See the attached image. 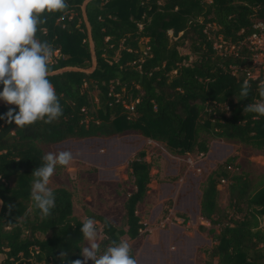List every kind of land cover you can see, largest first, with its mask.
Wrapping results in <instances>:
<instances>
[{
    "label": "trees",
    "instance_id": "obj_1",
    "mask_svg": "<svg viewBox=\"0 0 264 264\" xmlns=\"http://www.w3.org/2000/svg\"><path fill=\"white\" fill-rule=\"evenodd\" d=\"M67 3L66 18L46 13L47 23L41 27L47 31L37 33L55 50L48 78L63 115L51 124L38 121L23 128L0 119V264L82 260L80 229L86 218L101 228V252L113 241L137 239L146 229L137 214L153 180V165L144 150L128 162L133 191L116 227L89 211L83 221L76 219L72 194L63 188L52 190L51 214H41L31 200L32 174L44 164L40 146L132 131L177 157L206 155L212 140L264 151V117L244 112L262 99L258 85L264 81V63L256 79L247 78L244 69L252 71L257 51L249 38L260 33L255 25L264 23V0ZM211 26L220 49L207 32ZM186 44L187 55L180 52ZM244 80L250 84L246 99L239 94ZM9 108L19 111L0 104V116ZM236 160L233 156L219 164L200 185V215L218 228L217 233L209 230L213 246L205 252V264H264V185L254 191L246 174L234 173ZM222 182L228 183L231 210L226 219L218 205L217 185ZM9 204L15 206L10 214ZM178 217L187 224L184 215ZM62 251L66 255L61 260Z\"/></svg>",
    "mask_w": 264,
    "mask_h": 264
},
{
    "label": "rangeland",
    "instance_id": "obj_2",
    "mask_svg": "<svg viewBox=\"0 0 264 264\" xmlns=\"http://www.w3.org/2000/svg\"><path fill=\"white\" fill-rule=\"evenodd\" d=\"M207 28L215 47L220 49V38L216 39L213 34L216 29L212 26ZM180 52L189 54L188 45ZM261 68H255L253 79L259 77ZM238 74L235 72L236 76ZM0 104L6 103L0 101ZM110 138L118 140V143L105 142ZM110 138H100L102 142L92 141L90 144H75L81 139H71L70 142L39 148L43 155L72 152L73 163L69 167L58 166L49 187L52 190L63 188L72 194L73 216L83 221L85 212L89 211L103 216L116 227L121 225L124 202L133 191L128 162L139 151L146 152V160L153 165L150 171L153 180L144 202L137 207V214L146 229L137 239L124 240L131 245L138 264H205V252L213 246L209 230L214 228L217 233L218 228L212 227L200 215V185L228 158L237 157L234 173L246 174L254 191L264 185V151H256L234 141L212 140L206 155L177 157L171 155L163 144L132 131ZM217 189L219 210L226 219L231 216L228 183L222 182ZM178 215H184L187 224ZM97 228L99 243L102 234L98 223ZM260 228H264L262 221ZM86 245L84 239L82 247ZM88 264L93 262L88 261Z\"/></svg>",
    "mask_w": 264,
    "mask_h": 264
},
{
    "label": "clouds",
    "instance_id": "obj_3",
    "mask_svg": "<svg viewBox=\"0 0 264 264\" xmlns=\"http://www.w3.org/2000/svg\"><path fill=\"white\" fill-rule=\"evenodd\" d=\"M68 9L67 0H0V85H3L0 101L19 109L17 112L9 108L4 116H0L9 125L14 122L23 128L38 121L51 124L63 115L55 87L48 78L55 50L50 42L39 39L37 33L47 31L41 27L47 23L46 13H60L59 19L64 20ZM258 91L262 99L244 108L245 113L257 114L255 118L264 117V81L259 83ZM249 93V81L244 80L239 94L246 99ZM42 159L43 166L37 167L32 174L31 200L43 216H48L55 206V195L49 187L51 178L57 166L69 167L74 156L70 151L49 152ZM14 207L8 205L9 214ZM97 223L92 218L83 221L80 231L87 245L80 248L83 259L71 261V264H88V261L93 264H138L131 245L124 240L113 241L101 252ZM65 255L62 251L61 260Z\"/></svg>",
    "mask_w": 264,
    "mask_h": 264
},
{
    "label": "built area",
    "instance_id": "obj_4",
    "mask_svg": "<svg viewBox=\"0 0 264 264\" xmlns=\"http://www.w3.org/2000/svg\"><path fill=\"white\" fill-rule=\"evenodd\" d=\"M257 25H261V23H257L255 25V27L260 30V33L254 34L249 38V40L251 41L252 49L254 51H257L255 54H253L251 58L252 71L250 72V70L244 69V71L246 72L247 78H250V79H253L252 73L255 70V68L258 66L259 68L262 67L264 63V48L262 49V47H264V27H257ZM237 71H238V68L236 67L232 68L233 74H235V72Z\"/></svg>",
    "mask_w": 264,
    "mask_h": 264
},
{
    "label": "water",
    "instance_id": "obj_5",
    "mask_svg": "<svg viewBox=\"0 0 264 264\" xmlns=\"http://www.w3.org/2000/svg\"><path fill=\"white\" fill-rule=\"evenodd\" d=\"M90 45H91V47H92V43H91V41H90ZM66 142H70V141H72L71 139H68V140H65ZM65 141H63V142H65ZM92 141H100V142H102V140H100V138H85V139H81L80 141H78L77 143H90V142H92ZM118 140H115L114 138H110V139H107L105 142H107V143H118L117 142ZM62 143V142H61ZM128 156V155H127ZM127 156H125V158L127 157Z\"/></svg>",
    "mask_w": 264,
    "mask_h": 264
},
{
    "label": "bare ground",
    "instance_id": "obj_6",
    "mask_svg": "<svg viewBox=\"0 0 264 264\" xmlns=\"http://www.w3.org/2000/svg\"><path fill=\"white\" fill-rule=\"evenodd\" d=\"M75 144H80V143H75ZM81 144H90V143H81ZM109 144H112V143H109Z\"/></svg>",
    "mask_w": 264,
    "mask_h": 264
}]
</instances>
